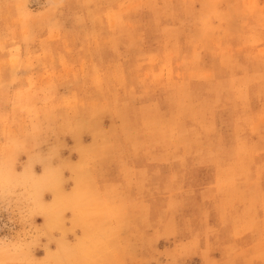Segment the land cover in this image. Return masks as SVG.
<instances>
[{
  "label": "rangeland",
  "instance_id": "rangeland-1",
  "mask_svg": "<svg viewBox=\"0 0 264 264\" xmlns=\"http://www.w3.org/2000/svg\"><path fill=\"white\" fill-rule=\"evenodd\" d=\"M0 117V259L261 264L264 0H0Z\"/></svg>",
  "mask_w": 264,
  "mask_h": 264
},
{
  "label": "snow or ice",
  "instance_id": "snow-or-ice-1",
  "mask_svg": "<svg viewBox=\"0 0 264 264\" xmlns=\"http://www.w3.org/2000/svg\"><path fill=\"white\" fill-rule=\"evenodd\" d=\"M49 7L59 8V7H63V4L62 3L61 4H53V5H49ZM101 7H103V5H101ZM77 20L81 23L84 22L83 19L80 17H77ZM117 22L122 23L123 21H122V19L118 18ZM50 36H51V34H50ZM52 38H55V37H52ZM19 59L20 58L18 56H15V55H13L11 57V66L13 69V71H12L13 75H16L15 63ZM40 63L45 64L46 62L43 60V58H41ZM5 71H7V69H5ZM36 71H39V68H37ZM51 71H55V64H53ZM13 84H15V81H13ZM32 87H33V85L31 83V81L29 82V85L27 87H25L23 85H17L16 88H13L12 85L8 86L9 94L15 92L14 97L10 101L13 108L19 107L21 104H23L25 102V100H26L25 92H31ZM17 88L19 90H16ZM27 100H28V102H31V97H27ZM21 111H23V108H21ZM2 119H3V117H0V120H2ZM52 163H54V162L48 161V162H46V165L50 166ZM0 250L8 251L9 249L4 248L2 245H0ZM16 255L18 258H14L11 260L0 259V264H35L34 261L25 258L24 254H22L21 250L18 248L16 249ZM229 255H231V252L229 253ZM260 257H261V264H264V241H262L261 245H260ZM220 264H256V261L255 260L236 261V260L229 259L227 261L220 262Z\"/></svg>",
  "mask_w": 264,
  "mask_h": 264
},
{
  "label": "bare ground",
  "instance_id": "bare-ground-1",
  "mask_svg": "<svg viewBox=\"0 0 264 264\" xmlns=\"http://www.w3.org/2000/svg\"><path fill=\"white\" fill-rule=\"evenodd\" d=\"M134 2V1H133ZM139 5V4H138ZM136 6V5H135ZM77 12V11H76ZM130 32V31H129ZM174 46V45H173ZM144 56V55H143ZM142 59V58H141ZM121 80V79H120ZM144 86V85H143ZM241 94V93H240ZM216 95V94H215ZM190 101V100H189ZM180 104H181V102H180ZM193 104V103H192ZM191 104V105H192ZM105 105V104H104ZM126 105V104H125ZM182 105H184V104H182ZM63 106V105H62ZM194 107V106H193ZM53 108V107H52ZM65 108V107H64ZM84 111V110H83ZM132 112V111H131ZM93 113V112H92ZM94 114V113H93ZM22 115V114H21ZM89 115V114H88ZM92 116V115H91ZM173 117V116H172ZM174 119V118H173ZM157 120V119H156ZM172 121H174V120H172ZM147 122V121H146ZM159 123V122H158ZM153 124V123H152ZM148 125H150V124H148ZM158 125V124H157ZM242 127V126H241ZM71 129V128H70ZM128 129V128H127ZM36 130V129H35ZM52 131V130H51ZM153 131V130H152ZM173 131V130H172ZM168 133V132H167ZM167 133H166V135H167ZM254 133V132H253ZM127 134V133H126ZM131 135V134H130ZM160 135H161V133H160ZM169 135V134H168ZM163 136V135H162ZM171 136H172V134H171ZM136 137V136H135ZM198 137V136H197ZM174 138V137H173ZM174 140H175V138H174ZM102 142V141H101ZM104 142V141H103ZM245 145V144H244ZM209 151V150H208ZM233 151V150H232ZM247 153V152H246ZM252 173V172H251Z\"/></svg>",
  "mask_w": 264,
  "mask_h": 264
}]
</instances>
